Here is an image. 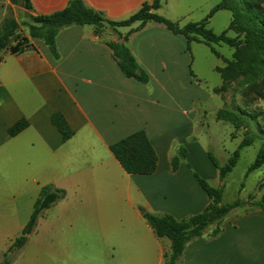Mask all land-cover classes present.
Wrapping results in <instances>:
<instances>
[{"label":"crops","instance_id":"obj_1","mask_svg":"<svg viewBox=\"0 0 264 264\" xmlns=\"http://www.w3.org/2000/svg\"><path fill=\"white\" fill-rule=\"evenodd\" d=\"M69 1L30 0L28 12L51 14ZM82 1L117 22L153 0ZM164 7L163 14L173 21L194 10L187 0H168ZM19 9L11 0H0V25ZM120 31L127 36L116 42L129 47L148 72V82L124 75L109 35L94 25L60 29L57 55L40 39H31L33 46L23 51L4 52L0 163L12 169L1 179L7 188L0 189V197L21 201L19 206L0 204V242L5 246L0 263L30 218L21 217L19 208L29 210L46 184L65 189L66 196L40 216L13 264H163L171 241L156 235L144 213L182 219L210 203L195 173L214 185L221 181L218 168L207 147L191 140L193 121L169 124L170 103L191 83L185 67L193 63L198 44L189 53L186 38L158 22L131 33L130 27ZM55 112L74 130L70 139L64 140L54 125ZM22 118L28 127L10 135L9 128ZM138 130L147 133L158 156L157 169L149 175L127 173L110 150L112 143ZM181 146L188 152L175 169L172 159ZM181 264H264V221H240L218 236L189 242Z\"/></svg>","mask_w":264,"mask_h":264},{"label":"trees","instance_id":"obj_2","mask_svg":"<svg viewBox=\"0 0 264 264\" xmlns=\"http://www.w3.org/2000/svg\"><path fill=\"white\" fill-rule=\"evenodd\" d=\"M12 3L19 5L22 9L29 11L32 9L30 0H25L26 4L21 6L20 0H11ZM161 0H153L151 4L144 3L143 6L129 18L121 21H111L106 19L102 13L87 7L82 0H70L67 6L51 14L33 15L29 14L31 22L25 27V33H18L19 23L12 13H9L0 25V62L6 51L16 53L32 47L31 39H40L46 43L52 52L57 55L56 36L60 29L65 26L94 25L98 26L103 22L119 25H130L135 21H141L142 26L148 21L153 20L164 24L175 34L183 35L187 40V50H191L193 42H203L207 45L225 43L235 49L233 59H227L226 65L220 70L224 78L254 74L260 70L261 81L248 84L244 89L243 95L254 100L256 97H264V1L263 0H220V2L200 21H189L183 26L179 22L173 21L163 15L152 12L151 9L159 8ZM220 9L232 11V20L229 29L237 32L236 36H229L228 31L216 33L208 27L209 19ZM23 33V32H22ZM19 35V36H17ZM15 44L13 45V42ZM26 46V48L24 47ZM114 50V56L125 76L134 78L141 82H148L149 74L141 68L132 54L131 50L123 43H110ZM212 52L220 57L218 50L212 47ZM256 75V74H255ZM258 77V78H259ZM253 94V95H254ZM243 113V112H242ZM244 115L252 118L262 117L264 112L252 115L248 110H244ZM219 117L222 120L233 123L236 127L245 125L244 137L238 149L229 158L228 163L220 165L217 158L209 152V157L213 164L218 168L220 179L223 181L230 173L240 158V151L254 143L256 138H261L258 133L252 132L251 128L246 127L242 114L228 110H221ZM54 125L61 132L63 139L68 140L74 135V130L69 125L65 116L61 112L52 115ZM29 122L25 118L18 120L9 128V134L15 136L28 127ZM264 135V128H263ZM264 137V136H263ZM110 150L120 162L124 170L129 174L149 175L156 171L158 156L156 150L150 142L144 130H138L131 135L120 139L110 145ZM178 152L180 153L178 155ZM177 154L173 156L172 164L176 169L180 158L187 155V149L181 147ZM264 166V142L259 149L255 160L248 167V173ZM201 187L210 197V203L199 213L178 219L171 214H158L146 211L144 217L153 228L156 235L160 238H168L171 241L170 252L164 255L163 264H181L186 247L189 242L205 234L215 237L222 232V220L227 217L232 210L244 204L239 198L232 203L223 202L224 187L213 186L206 178L195 173ZM264 185L263 181L259 186ZM66 196V190L54 184H46L41 187L40 193L34 203V209L29 220L23 227L21 234L15 238L0 264H13L22 248L26 245L30 235L34 231L38 219L46 209L60 201ZM264 209V197L259 203ZM211 231V233H209Z\"/></svg>","mask_w":264,"mask_h":264},{"label":"rangeland","instance_id":"obj_3","mask_svg":"<svg viewBox=\"0 0 264 264\" xmlns=\"http://www.w3.org/2000/svg\"><path fill=\"white\" fill-rule=\"evenodd\" d=\"M167 1L168 0H161L160 7L153 8L151 11L165 16L162 12V8L166 5ZM187 1L189 6L194 7V10L189 14H184V16L176 21L179 22L180 26H183L189 21L202 20L220 2V0ZM183 3L187 4L185 1H183ZM165 8L167 7H164V9ZM29 14L30 13L24 9H19L17 12L14 10V16L19 23V30H17L18 33L24 34L26 25L32 21L31 18H29ZM231 20L232 11L229 9H220L209 19L208 27L213 29L216 33H222L229 28ZM148 22L155 21L148 20L144 26ZM134 24L137 25L133 26ZM144 26H142L141 21H135L130 25L103 22L98 26V31L109 35L111 40V42H109L110 44L116 43L117 39H122L127 36V34L123 36L124 33L120 30L130 27L129 33H131ZM227 31L229 36L237 35V32L234 29H229ZM194 43L198 44L194 48V61L190 65L189 62L188 66L185 67L186 79L189 76L191 83L189 81L186 82L185 90L178 95L177 102L173 104L170 103L169 124L171 125V123L176 121H186L187 119L193 121L195 132L192 135L193 137L191 140H200V142L207 147L208 152L217 158L220 165H225L228 163L232 154L238 149V146L244 137L246 128L245 125L238 128L233 123L222 120L219 117V112L221 110H228L242 114L244 122L247 123L246 127L251 128L252 132L258 133L261 138H256L253 144L244 147L240 151V158L237 164L233 170L227 174L223 181L214 182L213 186L223 185L224 187V203H232L238 198L244 202L242 206L232 210L230 214L222 220L221 227L224 230L225 227L234 226L235 223H240V221L241 223L255 220L264 221L263 215H254V212L257 211L264 212V209L259 206V203L264 197V185L259 186L263 181L264 166L248 173V167L255 160L256 155L264 142V121L262 117L258 116L257 118H252L249 115L243 114L244 110H248L252 115L264 112V97H256L254 100H251L250 97L255 96L254 93L250 96L243 95V91L248 84L254 83L258 80L261 81L259 76L262 73L260 70L256 69L254 74L247 73L245 75L224 78L220 70L225 67V61L227 59H233L235 49L225 43H217L210 46L203 42H193L192 44ZM14 44L15 41L13 42V45ZM212 47L220 52V57L212 52ZM190 52L191 50L189 53ZM182 111L184 114H182ZM186 128L190 129L187 124ZM179 154L180 153L178 152V155ZM11 169L12 166L0 163V189L7 188L4 185L5 182L3 183V180L1 179H3V176L6 174L10 173ZM208 181L210 182V180ZM20 201L21 199L19 197H0V204L3 205L9 203L19 206ZM33 209L34 205L31 206L29 210L19 208V214L21 217L26 215L27 217H30ZM249 214H251L250 217L248 216ZM209 233H211V231ZM20 234H18V236ZM249 234L251 236L254 232L250 230ZM210 238L212 237L210 236ZM249 239L251 240L252 238ZM4 247V244L0 242V256ZM254 248L255 247L251 249ZM251 249L250 251H253Z\"/></svg>","mask_w":264,"mask_h":264},{"label":"water","instance_id":"obj_4","mask_svg":"<svg viewBox=\"0 0 264 264\" xmlns=\"http://www.w3.org/2000/svg\"><path fill=\"white\" fill-rule=\"evenodd\" d=\"M19 4H20L21 6H24V5L26 4V1H25V0H20V1H19ZM120 42H121V40H120Z\"/></svg>","mask_w":264,"mask_h":264},{"label":"built area","instance_id":"obj_5","mask_svg":"<svg viewBox=\"0 0 264 264\" xmlns=\"http://www.w3.org/2000/svg\"><path fill=\"white\" fill-rule=\"evenodd\" d=\"M26 48V46H24Z\"/></svg>","mask_w":264,"mask_h":264}]
</instances>
